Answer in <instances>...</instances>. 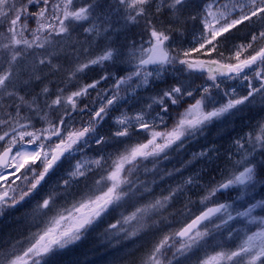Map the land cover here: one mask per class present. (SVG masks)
Wrapping results in <instances>:
<instances>
[{
    "label": "snow or ice",
    "instance_id": "snow-or-ice-1",
    "mask_svg": "<svg viewBox=\"0 0 264 264\" xmlns=\"http://www.w3.org/2000/svg\"><path fill=\"white\" fill-rule=\"evenodd\" d=\"M258 96L264 0H0V210L34 202L3 264H51L118 211L107 233L154 238L139 264H182L214 242L198 264H264V119L245 131ZM227 124L243 127L223 156L195 154L209 179L155 197L163 162ZM181 198L178 228L149 224Z\"/></svg>",
    "mask_w": 264,
    "mask_h": 264
},
{
    "label": "rangeland",
    "instance_id": "rangeland-1",
    "mask_svg": "<svg viewBox=\"0 0 264 264\" xmlns=\"http://www.w3.org/2000/svg\"><path fill=\"white\" fill-rule=\"evenodd\" d=\"M199 2V0H197ZM131 27V26H130ZM246 27L241 26L242 32ZM134 32L139 33L140 29L135 28ZM195 32V28L192 22L188 23V26L184 32V35L178 36V40L180 42H186L185 47L189 46L193 42V33ZM198 34V33H197ZM238 34V33H236ZM77 39V34H73V40ZM79 39L82 42H85V46L87 42L83 35L79 36ZM139 40V37L137 38ZM94 42V41H93ZM99 68L95 71L93 70H85L84 73L80 75L87 80H91L96 77V74L99 72ZM85 79H81L79 83H84ZM142 91V90H141ZM95 95V93H93ZM150 93H143L142 98L147 99ZM261 108H264V102L261 101V98L258 96L256 101L252 105V117L253 119L250 122H246L247 127H245V131L248 128H254L256 123L261 119H264V111H260ZM38 119V118H37ZM38 127L46 126L43 122L37 124ZM243 125L240 124H227L222 129L212 128L209 131H206L204 135L189 141L184 149L180 151L179 154L173 153L168 161L163 162L161 168L158 170L156 174V179L158 181L157 185L154 187L155 197H159L161 194H167V190L170 187H173L176 183H179L183 178L189 175H195L196 173H202L203 179L206 181L209 179V174L207 169L205 168V162L199 161L195 158V154L199 153L202 150L206 149H217L221 156H223L226 150L231 145V140L240 134V128ZM235 129V131H233ZM231 133V136H229ZM223 136V139H221ZM215 159V155H214ZM191 161V164H188V167L184 170V176L181 177L177 175L175 178L168 177L165 181H160L159 176L166 171H172L175 168H183L185 164ZM68 165H65V169ZM0 171H4L0 169ZM60 175H63V170ZM151 182V177L149 178ZM5 182H0L3 184ZM19 183V182H18ZM0 191H3V188H0ZM258 194L264 196V192L260 191V188L257 189ZM193 200L198 199V197L193 196ZM185 199L181 198L174 206V208L169 209L165 212V218H161L160 216L153 217L152 220H149V224L155 226L156 221H162V226H167L169 224L172 225L170 230H175L180 226L183 222L184 218L177 216L175 219L169 215L170 212L179 210L182 208ZM33 204L28 205H17L15 208H6L0 210V264H3L2 255L5 252H13L17 249L14 247L15 241L17 239L23 238V233L26 229V217L30 214L31 208ZM20 211L19 213H17ZM123 211V210H121ZM259 211V210H258ZM10 216V218H9ZM120 211L114 213L112 216L106 217L101 221V238H99L96 234L98 232V228L91 231L87 237L82 240L76 246L64 251L63 253L57 255L55 258L51 260V264H70L69 259L75 258L78 262V256L85 257L82 253L84 248H87L89 243L94 244L97 240V257L94 260L95 264H139L141 257L144 252L148 249L151 242L153 241V237L151 235L141 236V237H133L131 239L122 238L117 233H107L106 229L108 224L114 222L115 219L119 218ZM10 219H13L12 221ZM100 223V222H99ZM98 223V224H99ZM92 238H94V242H92ZM229 246H234L235 241L227 240L225 238L224 241ZM215 247V242L213 245H208L195 253L196 258L191 259V264H198L200 259H204L206 255L211 256L215 253L213 252V248ZM186 259V258H182ZM89 261L92 262V257L89 258ZM100 262V263H99ZM219 264V262H217Z\"/></svg>",
    "mask_w": 264,
    "mask_h": 264
},
{
    "label": "trees",
    "instance_id": "trees-1",
    "mask_svg": "<svg viewBox=\"0 0 264 264\" xmlns=\"http://www.w3.org/2000/svg\"><path fill=\"white\" fill-rule=\"evenodd\" d=\"M248 32V28H246V29H244L242 32H240L239 34H238V36H241V37H243L246 33ZM237 35V34H236ZM24 206V205H23ZM20 211H18L17 213H19ZM98 228V232L99 233H97L96 235L97 236H100L101 235V224H98L96 227H95V229H97ZM92 242H94V238H92ZM88 247L86 248V250H88V252L91 254V252L93 251V250H98L97 249V242H94V244H92V243H89L88 245H87ZM85 249V248H84ZM85 250V251H86ZM196 258V256L195 255H193V256H191V257H189V258H186V259H183L182 260V264H191L190 262H188V261H190L191 259H193V258ZM196 260H198V258H196ZM68 261H70V264H81V262H80V256H78V262L76 261V259L75 258H73V259H69ZM83 264H94V263H90V261H88L87 262V260L86 259H84V263Z\"/></svg>",
    "mask_w": 264,
    "mask_h": 264
},
{
    "label": "bare ground",
    "instance_id": "bare-ground-1",
    "mask_svg": "<svg viewBox=\"0 0 264 264\" xmlns=\"http://www.w3.org/2000/svg\"><path fill=\"white\" fill-rule=\"evenodd\" d=\"M11 221L13 220V219H10ZM84 251L82 252L84 255H85V257L83 258V257H81L80 256V262H81V264H83L84 263V259H86L87 260V262L89 261V258L90 257H92V262H90V263H94V260L96 259V257H97V250H93L92 252H91V254L88 252V250H86V248L85 249H83ZM86 250V251H85ZM100 263V262H99ZM95 264V263H94Z\"/></svg>",
    "mask_w": 264,
    "mask_h": 264
}]
</instances>
